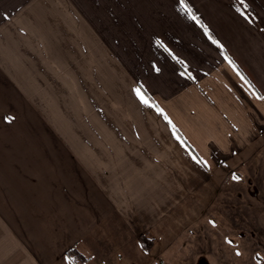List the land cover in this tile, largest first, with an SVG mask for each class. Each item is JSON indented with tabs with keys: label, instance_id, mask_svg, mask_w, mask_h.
<instances>
[{
	"label": "crops",
	"instance_id": "1",
	"mask_svg": "<svg viewBox=\"0 0 264 264\" xmlns=\"http://www.w3.org/2000/svg\"><path fill=\"white\" fill-rule=\"evenodd\" d=\"M184 4L0 0V63L60 52L94 102L78 139L4 143L39 150H0V264L142 257L263 148L264 0ZM6 87L0 115L25 106Z\"/></svg>",
	"mask_w": 264,
	"mask_h": 264
},
{
	"label": "rangeland",
	"instance_id": "2",
	"mask_svg": "<svg viewBox=\"0 0 264 264\" xmlns=\"http://www.w3.org/2000/svg\"><path fill=\"white\" fill-rule=\"evenodd\" d=\"M54 54L55 63H34L36 69L29 68V63H0V91L8 94L9 86L11 95H22L25 105L0 115V150L30 155L39 148L5 149L4 143L78 139L79 123L90 122L87 116L84 120V114H92L94 108L89 67L84 70L82 63L62 62L63 54ZM257 151L256 157L250 156L239 167L238 178L233 175L217 182L223 194L214 197L211 208L186 212L178 224L167 228L165 239H158L150 253L141 251L142 257L130 258L116 255L110 263L264 264V145Z\"/></svg>",
	"mask_w": 264,
	"mask_h": 264
},
{
	"label": "trees",
	"instance_id": "3",
	"mask_svg": "<svg viewBox=\"0 0 264 264\" xmlns=\"http://www.w3.org/2000/svg\"><path fill=\"white\" fill-rule=\"evenodd\" d=\"M148 239L145 235H142L140 237V243L144 249L149 248ZM66 259L69 260L71 264H86L90 261L89 257H86L82 254H80L76 249L72 248L65 252Z\"/></svg>",
	"mask_w": 264,
	"mask_h": 264
},
{
	"label": "snow or ice",
	"instance_id": "4",
	"mask_svg": "<svg viewBox=\"0 0 264 264\" xmlns=\"http://www.w3.org/2000/svg\"><path fill=\"white\" fill-rule=\"evenodd\" d=\"M242 2H243V0H242ZM180 3H181L182 5H184L185 8H187V5L184 4V0H180ZM141 99H143V97H141ZM145 102H147V101H145ZM5 119L10 120L11 117H5Z\"/></svg>",
	"mask_w": 264,
	"mask_h": 264
}]
</instances>
